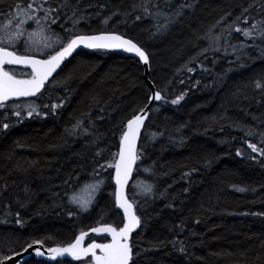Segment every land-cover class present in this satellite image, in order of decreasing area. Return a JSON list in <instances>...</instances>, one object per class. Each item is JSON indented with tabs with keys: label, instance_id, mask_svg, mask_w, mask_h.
<instances>
[{
	"label": "trees",
	"instance_id": "obj_1",
	"mask_svg": "<svg viewBox=\"0 0 264 264\" xmlns=\"http://www.w3.org/2000/svg\"><path fill=\"white\" fill-rule=\"evenodd\" d=\"M27 3L0 0V25ZM63 3L52 0V7ZM181 5L190 7L174 16ZM74 10V19L84 17L75 26L67 19ZM158 10L172 17L166 27ZM58 11L51 27L61 42L52 37L51 49L30 54L47 57L76 34L115 32L146 52L147 78L163 97L148 110L127 186L141 220L130 237L135 264H264V156L248 147L264 148V38L235 30L264 21V0H68ZM24 39L9 50L28 54ZM4 68L31 77L28 69ZM149 95L135 57L79 49L36 97L8 102L21 106L22 120L0 109V259L34 241L63 246L97 224L122 223L108 165L127 120ZM30 102L39 115L27 116ZM97 180L103 184L86 211L69 202ZM144 185L152 192L143 194ZM22 264L83 261L31 257Z\"/></svg>",
	"mask_w": 264,
	"mask_h": 264
},
{
	"label": "snow or ice",
	"instance_id": "obj_2",
	"mask_svg": "<svg viewBox=\"0 0 264 264\" xmlns=\"http://www.w3.org/2000/svg\"><path fill=\"white\" fill-rule=\"evenodd\" d=\"M68 6V0H64V3L59 5V9H63ZM16 14L14 18L8 20L7 24L0 25V109L11 108L14 110V115L23 119L21 115V106L16 103L8 104L9 101L20 97H36L37 94L41 93V90L45 87V83L49 77L53 75L60 67L61 63L70 56L73 51L79 46L83 45L90 49H123L130 53H135L140 60L145 64L148 63L149 57L146 52L140 48L136 43L130 39H125L123 36L115 33L101 32L97 35H74L65 45L60 47L59 51H55L54 54H49L46 59H38L35 55L30 54L35 47L37 51L43 52L45 49H51L53 47L52 37H55V43L59 44L62 37L58 33L52 30V25L56 24L60 19V12L58 8L52 7V0H28L27 4H17ZM184 7H190V5H181L178 10L174 13V16L182 14ZM245 12L247 9L244 10ZM145 12L148 13V9L145 8ZM115 14V13H114ZM151 15V13H148ZM156 16L164 15L166 17L165 25L171 22L172 17H168L167 14L157 11ZM243 15V13L241 14ZM76 17L75 10L73 11L72 17L67 19L72 20L75 26L79 19L84 17ZM139 19V17H137ZM224 18L221 17V20ZM240 17H236L239 20ZM29 21L34 22L35 28L29 30L25 26ZM247 22V19H245ZM107 23V19L105 20ZM219 23V21L217 22ZM235 23V21L233 22ZM264 24V21L254 23L250 28H236L237 32H242L245 38L255 39L256 36L264 38V27L260 25ZM61 27H63L61 25ZM215 27V26H213ZM229 29H232V25H228ZM48 33V35H46ZM24 37L25 48L24 55H17L16 51L9 50L10 47H14L21 38ZM209 39H218V37H208ZM247 45L242 44L241 47ZM207 51V49H205ZM26 65L31 67L30 79H17L9 71L5 70L4 65ZM189 71L194 69L189 68ZM257 88L261 87L260 83L257 82ZM150 99L160 101L163 99L159 91L155 92ZM183 96H178L172 100V104H178ZM27 116L32 117L34 114L39 115L38 106L34 102L27 103ZM49 107L48 105L44 106ZM60 105L53 104L51 109L55 110ZM143 112V109H141ZM47 115V113H45ZM145 116L135 115L132 119L127 121V130L123 132L120 141V150L118 159H115L114 163H110L108 167H114L115 169V184L117 185L115 192V203L123 210V227L119 229L112 227L111 225L103 228H94L93 232H107L111 234V243L107 244H89L87 248L82 247V240L84 239L85 233H81L74 243L68 244L66 247H53L48 248L47 253L49 257L55 260L59 256L68 254L73 258L79 260L83 257H87L91 254L92 264H135L133 261V250L130 244V236L134 230L141 225L140 218L134 211L133 203H130L124 193V187L128 183V180L133 171V165L136 163L138 156L136 151V142L140 134L142 125L144 124ZM79 126V122L77 127ZM9 125L3 124V128L7 129ZM249 135L253 132L250 130ZM264 143V133L261 134ZM248 147L253 152H259L261 156H264V148L258 149L256 144H248ZM239 154V153H238ZM255 159V157H252ZM103 167V166H101ZM145 171H148L147 169ZM103 184L102 180H97L95 183L85 185L84 192L87 194H73L69 198V202L78 205L83 211H86L92 201L94 200L95 193L99 190ZM150 185L141 186L143 194L147 195L152 192ZM244 191V189H239ZM18 215V214H17ZM17 223H20L17 220ZM175 243V242H173ZM34 245L42 244V241H34ZM29 247H33L32 244ZM99 248L101 254L97 255L95 249ZM180 251L183 252L184 248L181 246ZM35 255L43 256L44 252L39 247L35 248ZM136 255H139L137 253ZM5 260H10L11 257H5ZM2 264V262H0Z\"/></svg>",
	"mask_w": 264,
	"mask_h": 264
},
{
	"label": "water",
	"instance_id": "obj_3",
	"mask_svg": "<svg viewBox=\"0 0 264 264\" xmlns=\"http://www.w3.org/2000/svg\"><path fill=\"white\" fill-rule=\"evenodd\" d=\"M101 32L115 33V32H109V31H101ZM101 32H97V33H89V34L81 33V34H76V35H97V34H100ZM115 34H117V33H115ZM118 35H120V34H118ZM121 36H122V35H121ZM123 37H124L125 39H129V38L125 37V36H123ZM72 38H73V37H72ZM70 39H71V38H70ZM130 40H131V39H130ZM133 42H134V41H133ZM134 43H135V42H134ZM79 49H90V48H87V47H85V46H83V45H79V46L73 51V53H72L71 55H73V54H74L77 50H79ZM59 50H60V49H59ZM59 50H57V51H59ZM106 50L124 52V53H126V54H129V55L135 57V58L140 62L141 66H142V68H143L144 78H145L146 83H147V85H148V87H149L150 95H149V98H148L146 104L141 108V109H143V112H141V109H140L135 115H142V116H145V119H146L147 114H148V110L151 108V106H152L154 103L158 102V101H156V100H154V99H150V98L153 96V94H154L155 92H157V90L154 88V86L152 85V83H151V82L148 80V78H147V75H148V72H149V61H148L147 64H145L142 60H140V58H139L135 53H130V52H127V51H125V50H123V49H106ZM53 54H54V53H53ZM17 55H21V54H17ZM71 55H70V56H71ZM70 56H68L67 58H65L64 61H66ZM36 58H38V59H46L47 57H37V56H36ZM64 61H63V62H64ZM63 62L61 63V65L63 64ZM5 65H8V64H5ZM61 65H60V66H61ZM14 66H17V67H20V68H24V69H29L30 71H32L30 66H26V65H14ZM58 69H59V68H58ZM58 69H57V70H58ZM53 74H54V73H53ZM30 78H31V77H30ZM30 78H17V79H30ZM49 79H50V77H49ZM49 79H48V80H49ZM47 82H48V81H47ZM20 98H30V97H20ZM15 99H19V98H15ZM135 115H134V116H135ZM132 117H133V116H132ZM132 117H131L130 119H132ZM130 119H129V120H130ZM127 121H128V120H127ZM144 122H145V120H144ZM143 125H144V124H143ZM143 125H142V127H141L140 134H141V131H142ZM126 126H127V122H126V124H125V128H124L123 132L127 130V127H126ZM123 132H122V134H123ZM122 134H121V137H120V140H119V146H118V152H117V154L119 153V150H120V141H121V138H122ZM140 134H139L138 139H137V142H136V149H137V145H138V141H139ZM115 159H118V155H116V158H115ZM114 162H115V161H114ZM133 166H134V165H133ZM131 175H132V173H131ZM112 181H113V184H114V207H115L116 210H118V211L121 213L122 218H123V210L120 209V208L116 205V203H115V192H116L117 185L115 184V169H114V167H113V172H112ZM130 181H131V176H130V178H129V180H128V183H127V184L125 185V187H124V193H125L126 198L129 200V202L132 203L131 200H130V199L128 198V196H127V186H128V184L130 183ZM133 206H134V204H133ZM134 211H135V208H134ZM123 222H124V219H123ZM108 225H111V224H97V225H95V226H93V227H91V228H89V229H87V230L81 231V232H79V233L74 237V239H73L70 243H74L75 240H76V238H77L78 236H80V234H81L82 232L85 233L84 239L82 240V247H84V248H87L89 244H93V243H95V244H107V243H111L112 237H111V234H110V233H107V232H93V231H92V229H94V228H103V227L108 226ZM111 226L114 227L113 225H111ZM120 227H123V223H122V225H121ZM120 227H119V228H120ZM119 228H117V229H119ZM134 231H136V230H134ZM134 231H133V232H134ZM90 237H95V238H98V237H105V238L108 239V241H107V242H98V241H96V240H92V241H90V242H88V243L85 244L86 240H87L88 238H90ZM130 237H131V236H130ZM70 243H69V244H70ZM30 244H32L33 247H29ZM30 244L26 245V246H25L23 249H21L20 251H18V252H16V253L12 254V255H10V256H7V257H11L10 260H5V259L3 258V259L0 260V262H2V264H22L23 262H25L26 260L30 259L31 257H33L34 259H37V260H44V261H47V262H53V261H55V260H60V259H68V260H71V261H78L77 259L73 258L72 256H70V255H68V254H65L64 256H59V257H57L55 260H53V259H51V258L49 257V254L47 253V249H48V248H53V247H66L68 244H67V245H64V246L55 245V246H49V247L44 246L43 244H40V245H34L33 242L30 243ZM36 247H39L40 250H41L42 252L45 253V255H43V256H37V255H35V248H36ZM95 251H96V254H97V255H100V254H101L99 248L95 249ZM88 256L91 257V254H89ZM85 258H86V257H83L82 259H79V260H83V259H85ZM85 264H92V257H91V263H85Z\"/></svg>",
	"mask_w": 264,
	"mask_h": 264
},
{
	"label": "rangeland",
	"instance_id": "obj_4",
	"mask_svg": "<svg viewBox=\"0 0 264 264\" xmlns=\"http://www.w3.org/2000/svg\"><path fill=\"white\" fill-rule=\"evenodd\" d=\"M93 183H95V181H90V182H87V183L83 184V185H82L81 187H79L76 191H74V192L71 194V196H72L73 194H84V195H86L87 193L84 192V187H85V185H90V184H93Z\"/></svg>",
	"mask_w": 264,
	"mask_h": 264
},
{
	"label": "flooded vegetation",
	"instance_id": "obj_5",
	"mask_svg": "<svg viewBox=\"0 0 264 264\" xmlns=\"http://www.w3.org/2000/svg\"><path fill=\"white\" fill-rule=\"evenodd\" d=\"M121 225H122V223L119 226H114V225L113 226L115 228H119ZM92 239H94V240H96L98 242H107L108 241V239L105 238V237H98V238H90L89 240H87V242L90 241V240H92ZM87 258H89V260H91V257L90 256H87Z\"/></svg>",
	"mask_w": 264,
	"mask_h": 264
},
{
	"label": "bare ground",
	"instance_id": "obj_6",
	"mask_svg": "<svg viewBox=\"0 0 264 264\" xmlns=\"http://www.w3.org/2000/svg\"><path fill=\"white\" fill-rule=\"evenodd\" d=\"M156 103H157V102H156ZM114 208H115V207H114ZM90 238H94V237H90ZM90 238H88L87 240H89ZM87 240H86L85 244L88 243V242H90V241H92V240H94V239H92V240H90V241H88V242H87ZM66 245H67V244H66ZM63 246H64V245H63ZM13 254H14V253H13ZM11 255H12V254H11ZM8 256H10V255H8ZM6 257H7V256H6ZM4 258H5V257H4ZM2 259H3V258H2ZM0 260H1V259H0Z\"/></svg>",
	"mask_w": 264,
	"mask_h": 264
}]
</instances>
